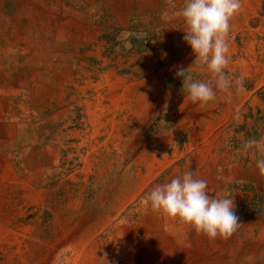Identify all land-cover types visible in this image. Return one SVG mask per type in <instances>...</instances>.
<instances>
[{"label":"rangeland","instance_id":"rangeland-1","mask_svg":"<svg viewBox=\"0 0 264 264\" xmlns=\"http://www.w3.org/2000/svg\"><path fill=\"white\" fill-rule=\"evenodd\" d=\"M184 3L157 0L130 14L124 23L111 7L95 10L92 23L98 36L81 45L76 59L74 115L64 113L67 105L57 107L62 112L60 123L44 127L48 140L56 133L61 138L59 172L47 176L43 209L29 217L32 231L25 262L20 264H74L76 249L94 233L102 217L113 212L124 187H131L136 179L137 162L148 160L149 155L176 159L159 176L162 182L189 169L194 170V178L202 179V164L195 158L202 155L205 142L212 141L214 154L246 156L249 161L259 157L242 145L264 138V0H242V9L230 22L231 59L225 72L230 77L247 73L245 91L217 90L216 99L204 109L185 98L183 78L176 76L178 67L187 70L195 60L183 39L186 25L179 12ZM104 74H109L110 82L101 87ZM186 75L212 82L206 67L193 65ZM115 76L121 78L125 94L124 100L116 102L111 85ZM101 91L110 95L108 128L88 118L86 104L81 103L92 99V109L100 114L96 99ZM246 190L256 191L252 185H246ZM249 199L247 195L242 208L249 205L254 213L262 212L264 194L256 192L250 204ZM100 233L105 239L104 231Z\"/></svg>","mask_w":264,"mask_h":264},{"label":"bare ground","instance_id":"bare-ground-1","mask_svg":"<svg viewBox=\"0 0 264 264\" xmlns=\"http://www.w3.org/2000/svg\"><path fill=\"white\" fill-rule=\"evenodd\" d=\"M156 1L0 0V264L25 262L33 220L29 217L43 209L47 176L59 172L61 138L56 133L48 140L44 127L60 123L57 107L67 105L64 113L74 115L76 59L81 45L98 36L92 23L95 10L111 7L124 23L130 14ZM109 82V74H104L99 83L104 87ZM112 84L113 100L121 101L125 95L121 78L113 77ZM108 96L98 93L100 114L92 109V99L81 102L88 118L101 127H107ZM211 142H205L195 161L202 164L201 178L208 182L209 195L234 199L241 226L230 238L209 240L144 202L155 186L166 183L159 176L176 160L154 154L137 162L135 181L129 188L123 186L113 214L102 217L76 249L74 264H264V206L260 213L241 206L247 195L250 204L256 192L264 194V177L256 167L259 157L249 161L246 156L214 154ZM246 185L256 191H247Z\"/></svg>","mask_w":264,"mask_h":264},{"label":"clouds","instance_id":"clouds-1","mask_svg":"<svg viewBox=\"0 0 264 264\" xmlns=\"http://www.w3.org/2000/svg\"><path fill=\"white\" fill-rule=\"evenodd\" d=\"M241 9L242 0H185L180 9L179 14L186 25L183 39L195 55L192 66L206 67L211 73L212 82L194 80L191 75H186L192 66L187 70L178 67L176 76L183 78L182 91L187 93L185 98L194 104L198 103L201 109L216 99L217 90L234 88L237 93L245 91L247 73L230 77L225 72L231 59L230 22ZM239 117L237 109L235 118ZM242 148L244 151L255 150L259 154L256 167L264 177V138L249 139ZM144 202L150 204L154 212L168 218H178L182 224L190 226L209 240L228 239L241 226L234 199L209 195L207 180L194 178L190 169L170 182L155 186Z\"/></svg>","mask_w":264,"mask_h":264}]
</instances>
